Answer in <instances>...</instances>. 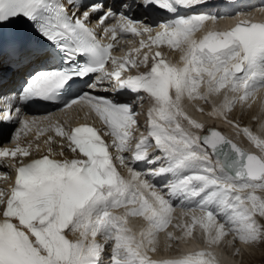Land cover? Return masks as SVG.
<instances>
[{"label":"snow or ice","instance_id":"obj_1","mask_svg":"<svg viewBox=\"0 0 264 264\" xmlns=\"http://www.w3.org/2000/svg\"><path fill=\"white\" fill-rule=\"evenodd\" d=\"M236 3L0 0V73L46 65L27 72L19 103L6 101L7 109H0L3 125H19L11 134L15 147L0 146V168L9 170L2 176L10 181L0 188V264H218L207 249L152 258L160 233L170 249L187 242L197 226L208 247L226 244L235 255L238 245H264V139L244 127L257 150L251 151L217 128L197 135L180 123L203 131L182 107L187 99L203 112L195 103L203 101L239 134L231 113L237 106L241 115L250 111L254 94L264 89V20L239 19L228 30L196 38L209 22L244 15ZM220 7L235 10H212ZM150 8L170 18L152 21ZM140 9L143 20L133 15ZM22 22L28 31L13 28ZM129 34L142 38L131 50L137 57L112 55L118 37ZM152 45L178 51L179 63L160 50L150 56ZM77 83L81 87L73 93ZM63 92L70 98L64 100ZM213 96H222L219 104L209 100ZM37 99L61 104V112L79 104L102 126L65 131L57 121L52 126L60 137L58 153L52 136L43 151L31 140L22 147L21 134L31 130L22 105ZM145 103L147 134L137 138L138 109ZM174 201L190 209L184 212L190 223L174 225L180 236L167 231ZM130 217L142 218L146 227L134 232Z\"/></svg>","mask_w":264,"mask_h":264},{"label":"bare ground","instance_id":"obj_2","mask_svg":"<svg viewBox=\"0 0 264 264\" xmlns=\"http://www.w3.org/2000/svg\"><path fill=\"white\" fill-rule=\"evenodd\" d=\"M262 7H256L254 9H245V14L241 15L244 19L245 18H251L253 17H264V11H261ZM250 11V16H249ZM235 21V17L231 19H221L217 24H212L209 22L207 24V27L196 34V38L199 39L200 35H203L208 30H228L229 27H232ZM127 41L132 42L135 46L139 47V41L142 39L141 37H134L131 36V34L128 35ZM143 39H147V37H143ZM134 42V43H133ZM132 44L130 45V48L132 49ZM155 50H160L164 53V55L167 57L169 61L172 63H179V52L178 51H172L170 50L166 45H161L157 47L156 45H152V52ZM148 49L144 48L141 50V53L139 54V58H142V55L144 52H147ZM150 53V56L152 54ZM136 54L131 53V56L134 57ZM141 71H144L145 69L141 68ZM4 71V70H3ZM7 72V77L13 78V71H5ZM5 72L0 73V78L5 74ZM204 90L203 88L201 89ZM231 95V94H230ZM220 99H222V96L218 99L216 97H209V100L213 103L219 104ZM200 107H203L204 111L200 112L196 110L195 107H193L192 102L185 99L182 103L183 110L193 119H195L197 122L204 125L203 131L192 129L187 121H184L181 119L180 123L183 128H185L188 131L194 132L197 135H203L205 132H207L208 129L211 127L218 128L222 130L226 135L233 138L235 141H237L240 145H242L245 149L251 150V151H257L255 147L247 140V137L244 135L242 129L244 127H247L254 135H257L259 138L264 139V128H262V124H264V89H259L255 94L250 103L252 104V108L250 111H245L243 115H241V110L239 106L231 113L230 119H234L238 121L241 125V129L238 130L233 128L231 125L225 123L222 119L217 118L213 115H211V106L204 104L203 101H196L195 102ZM150 108V104L145 103L142 108H139V112H147ZM145 117L139 116V124L141 125L139 129V133L136 132V137L139 138L141 133L147 134V113H145ZM144 119V121H142ZM47 120H35V124H31V130L27 133L29 136H23L21 137V146H26L23 141L31 140L33 141V146L35 147V144H40L41 150H45L46 146L44 145V140L42 136L38 133L43 126H46ZM35 129V131L33 130ZM39 136V139H36V137ZM56 144L54 145V152H59L60 145L58 143L60 142V139H55ZM0 146H7V147H15V144L10 143L9 139L8 141L6 139L3 140V138L0 136ZM35 154V153H34ZM115 155V153H113ZM125 155H128L125 153ZM65 156L68 158H71L72 154L65 150ZM56 158H63L57 156ZM5 159V158H2ZM147 167V166H146ZM145 168V167H144ZM140 168V169H144ZM8 169L4 168L3 171L6 172ZM9 171V170H8ZM2 174V173H1ZM125 175H127L125 171ZM10 182H6L4 178L2 179L0 177V188L7 187ZM175 203V210L173 212V219L171 224L169 225L167 231L173 232L175 236L182 235L181 231L176 229L174 225L181 224L186 225L190 223V217H185L184 212L186 210L190 211V209H184L180 206L178 201H174ZM199 215V211L196 213ZM129 227L133 229L134 232H139L142 228L146 227V222L142 220V218L139 217H130L129 218ZM228 239H231V237H228ZM238 247L241 249V252L239 255H235V250L231 247H228L226 244H222L221 246H213L208 247L204 242L201 234V230L197 226V228L193 231V236L187 238V242L180 241L179 243H173L172 247L169 249L167 247V241L165 234L162 232L158 235V252L152 257H172L177 256L182 253H188V252H195L199 251L201 249H207L208 251H211L217 258L218 264H245L247 263V259L250 257H253V253L257 255L256 248H247L244 245H238ZM254 255V256H255ZM262 259V258H260Z\"/></svg>","mask_w":264,"mask_h":264},{"label":"rangeland","instance_id":"obj_3","mask_svg":"<svg viewBox=\"0 0 264 264\" xmlns=\"http://www.w3.org/2000/svg\"><path fill=\"white\" fill-rule=\"evenodd\" d=\"M257 250V255L253 253V257H250L247 259V263L245 264H264V245H261L259 247H255ZM255 255V256H254ZM262 258V259H260Z\"/></svg>","mask_w":264,"mask_h":264},{"label":"water","instance_id":"obj_4","mask_svg":"<svg viewBox=\"0 0 264 264\" xmlns=\"http://www.w3.org/2000/svg\"><path fill=\"white\" fill-rule=\"evenodd\" d=\"M211 128H215V127H211ZM218 129V128H217ZM220 130V129H219ZM222 131V130H221ZM222 133L224 134V135H226L223 131H222ZM227 136V135H226ZM228 138H230L229 136H227ZM230 139H232V138H230ZM233 140V142H235L234 141V139H232ZM235 143H237V142H235ZM238 144V143H237ZM239 145V144H238ZM240 146V145H239ZM242 147V146H241Z\"/></svg>","mask_w":264,"mask_h":264}]
</instances>
